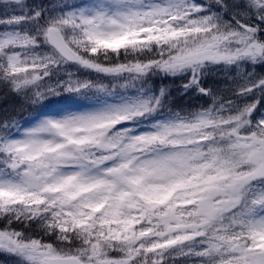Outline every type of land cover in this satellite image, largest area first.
Here are the masks:
<instances>
[{"label":"snow or ice","instance_id":"1","mask_svg":"<svg viewBox=\"0 0 264 264\" xmlns=\"http://www.w3.org/2000/svg\"><path fill=\"white\" fill-rule=\"evenodd\" d=\"M0 89V264H264V0H0Z\"/></svg>","mask_w":264,"mask_h":264},{"label":"trees","instance_id":"2","mask_svg":"<svg viewBox=\"0 0 264 264\" xmlns=\"http://www.w3.org/2000/svg\"><path fill=\"white\" fill-rule=\"evenodd\" d=\"M29 2H32V0H29ZM35 2L39 3L40 0H35ZM44 2H47V0H44ZM157 82L159 83V81ZM220 82H221V78L216 76H210L208 79L209 86L218 85L220 84ZM164 83L168 84L171 90L173 91V94L176 95V89L179 87L180 81H177L175 84H171L169 81H165ZM2 96H3V90L0 89V97ZM204 102H205L204 100H197L195 97L184 98L183 100H181L177 96V103L181 105H186L189 103L199 105V104H203ZM37 107L39 106H35L30 103H25L21 98L16 97L14 95H10L7 100L0 99V115H3V109L5 108H7L9 112H12L13 109H15L17 119H22V121H20V123L22 124L31 118V116L34 114V109ZM0 259L3 258L0 257Z\"/></svg>","mask_w":264,"mask_h":264},{"label":"rangeland","instance_id":"3","mask_svg":"<svg viewBox=\"0 0 264 264\" xmlns=\"http://www.w3.org/2000/svg\"><path fill=\"white\" fill-rule=\"evenodd\" d=\"M27 118V117H26ZM23 119H25V118H23ZM19 121H22V119H18Z\"/></svg>","mask_w":264,"mask_h":264}]
</instances>
